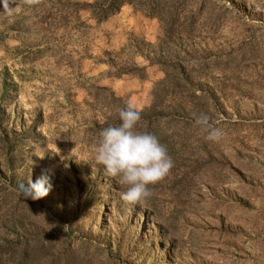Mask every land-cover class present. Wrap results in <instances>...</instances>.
<instances>
[{
    "label": "rangeland",
    "instance_id": "374dc122",
    "mask_svg": "<svg viewBox=\"0 0 264 264\" xmlns=\"http://www.w3.org/2000/svg\"><path fill=\"white\" fill-rule=\"evenodd\" d=\"M93 1L0 6V140L20 144L0 145V250L42 235L60 248L85 245L83 264H264V0H187L180 22L193 14L192 33L175 47L131 5L99 24L74 7ZM185 52L195 94L225 136L214 143L198 132L149 185L156 208L135 210L94 160L89 128L102 111L90 92L104 87L141 111L164 78L144 56ZM133 66L143 79L124 73ZM42 178L46 196L18 195ZM113 185L120 193L106 200Z\"/></svg>",
    "mask_w": 264,
    "mask_h": 264
},
{
    "label": "trees",
    "instance_id": "16d2710c",
    "mask_svg": "<svg viewBox=\"0 0 264 264\" xmlns=\"http://www.w3.org/2000/svg\"><path fill=\"white\" fill-rule=\"evenodd\" d=\"M187 0H94L91 4L79 5L80 10L90 13L91 19L97 24L103 23L110 17L115 16L125 5H131L135 11L141 12L145 17L157 19L163 29V41L171 43L175 47L182 37V33L188 35L192 33L194 24L193 14L188 16V23L183 24L180 21L189 7L192 5ZM72 7V6H70ZM192 20V21H191ZM166 44V45H168ZM180 58L178 53H174L171 59L144 58L150 65H157L164 74V78L156 83L151 90V102L149 106L142 109L141 120L136 126V131L146 132L155 135L159 142L167 149L168 155L172 158L174 164L176 155L185 150L186 143H192L196 140L198 132H205L196 128L194 123L195 116L206 114L208 108V98H203L195 94V85L197 75L193 74L192 60L188 58L187 52L182 53ZM218 65V62H215ZM144 68L128 67L124 70L126 75L144 78ZM120 74H115L118 77ZM90 96L96 101L101 109L100 119L95 120L90 125V136L94 139L96 145L100 139V132L109 126H116L121 123L119 120V111L128 104L114 96V94L104 87L93 88ZM214 105V104H213ZM15 142V144H14ZM2 151H12L18 148L17 139L11 143L8 141V135L2 136L0 140ZM184 148V149H183ZM6 155V152L4 153ZM5 168L11 165L8 158L5 159ZM125 189V186L122 185ZM114 192L120 193L118 186H111L103 192L106 200L114 196ZM146 205L156 208L153 202L145 200ZM135 210L141 208V203L132 204ZM145 206V205H144ZM147 209V207H146ZM42 235L24 239L16 246L7 250L4 254L0 250V264H83L86 253V246L80 244L79 249L57 246L54 239H43Z\"/></svg>",
    "mask_w": 264,
    "mask_h": 264
},
{
    "label": "clouds",
    "instance_id": "9594fccd",
    "mask_svg": "<svg viewBox=\"0 0 264 264\" xmlns=\"http://www.w3.org/2000/svg\"><path fill=\"white\" fill-rule=\"evenodd\" d=\"M36 5L40 0H25ZM15 0H0V6L11 13ZM195 116V125L205 133L209 142L219 143L225 131L217 127L206 114ZM121 123L109 126L100 132L95 148L94 160L104 168L107 176L116 178L125 186L121 199L129 204L143 203L152 195L149 185L163 181L174 166L167 149L150 133L136 131L141 113L133 105L119 111ZM42 178L35 183L29 181L18 185L16 191L25 200H38L48 194L50 185Z\"/></svg>",
    "mask_w": 264,
    "mask_h": 264
},
{
    "label": "crops",
    "instance_id": "0c3cea01",
    "mask_svg": "<svg viewBox=\"0 0 264 264\" xmlns=\"http://www.w3.org/2000/svg\"><path fill=\"white\" fill-rule=\"evenodd\" d=\"M141 86H142V84H140ZM138 86H139V84H138ZM144 87V86H143ZM121 92H123L122 90H120ZM144 91H145V88H144ZM121 95H124V94H121Z\"/></svg>",
    "mask_w": 264,
    "mask_h": 264
}]
</instances>
